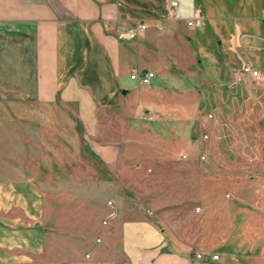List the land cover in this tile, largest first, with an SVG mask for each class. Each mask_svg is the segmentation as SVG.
<instances>
[{
	"label": "crops",
	"instance_id": "0c3cea01",
	"mask_svg": "<svg viewBox=\"0 0 264 264\" xmlns=\"http://www.w3.org/2000/svg\"><path fill=\"white\" fill-rule=\"evenodd\" d=\"M168 1L0 0V264H264V170L219 168L224 155L208 150L209 170L155 173L177 181L150 205L143 194L159 192L129 180L133 162H196L205 128L209 146L227 143L234 115L259 111L242 67L264 74V0H176L160 32ZM197 8L203 20L188 26ZM137 21L148 24L137 39L117 37ZM134 68L155 76L139 85ZM71 114L100 133L89 149L126 184L107 188L99 171L82 184L51 147L48 169L27 168L24 143L16 154L3 137L9 121L54 131Z\"/></svg>",
	"mask_w": 264,
	"mask_h": 264
},
{
	"label": "rangeland",
	"instance_id": "374dc122",
	"mask_svg": "<svg viewBox=\"0 0 264 264\" xmlns=\"http://www.w3.org/2000/svg\"><path fill=\"white\" fill-rule=\"evenodd\" d=\"M249 68V73L252 71H258L253 69L250 65H245L242 67V71L248 73L245 69ZM252 75V73H251ZM259 78L254 77L255 82L249 83V91L247 92L246 104L252 107H257L259 111L251 112L249 115V122H244L242 120V114H235V122L231 125L230 129L227 131V143L226 140L219 145H211L210 134L205 128L202 132V144L196 149V162L194 163H165L158 162L156 167L151 166L144 162H133L127 166V169L134 170L135 177L129 179L132 185L148 189L154 187L156 189L157 195L154 194H143L144 197H149L146 200L148 205L151 197L163 196L160 191L167 187L174 185L177 179H165L162 177H154L155 173H160L164 171L178 170V169H197L201 165L202 169H211V165L207 161L208 155L211 153L216 155H221L223 157L219 158L215 165L223 169H237L246 170L250 173L264 170V74L259 72ZM74 122L70 120V125L66 124L60 126L61 128L55 129L54 131L40 130V124L34 122V120H26L23 130H18L13 127L12 121L10 122L11 127L5 130L6 139H10L11 143L15 141V153L21 154L23 147L21 143H24V154L26 156V167L27 168H39L41 165L43 169H48V162L39 163L41 155L44 157L48 156L50 147L57 151L59 162L57 163V169L60 171L69 170L72 174L77 172L83 176L82 184H97V178L87 177V173L93 175L98 171L105 174V184L109 188L114 185H121L126 183H121V178L117 177V171L113 167L104 166L99 163L96 157L92 154L89 149L88 143L93 142V140L101 137L97 130L88 129L90 123H84L79 120L75 114H71ZM109 118L106 124V135L111 138L115 133H117V117L113 114L107 115ZM209 118V117H208ZM116 120V121H115ZM115 122V124H114ZM8 127V126H7ZM2 132V131H1ZM20 132V134H19ZM103 131H101L102 133ZM20 135V137L18 136ZM1 136V134H0ZM19 138V141H18ZM20 143L18 145V143ZM4 144H10L8 141ZM51 144V146L49 145ZM151 144V142H150ZM19 146V147H18ZM151 149L152 146H149ZM164 152V147H161ZM55 152V151H54ZM129 154H135L133 149H130ZM152 151H145V153L150 154ZM56 153V152H55ZM179 157L183 158V154L179 153ZM65 155H69L70 160L65 161ZM205 155L206 159H202ZM63 159V160H62ZM1 164V163H0ZM119 168H121L119 166ZM126 168V167H125ZM124 169V168H123ZM142 171L144 174H142ZM139 173L140 176L137 174ZM145 175V177H141ZM74 181L77 179H73ZM82 181V180H81ZM187 186H191L187 185ZM191 196V195H189ZM111 199H107V209H112ZM150 205V204H149ZM107 222V219L105 223ZM101 239H98L100 241ZM59 260H62L59 258Z\"/></svg>",
	"mask_w": 264,
	"mask_h": 264
},
{
	"label": "built area",
	"instance_id": "2783aa9c",
	"mask_svg": "<svg viewBox=\"0 0 264 264\" xmlns=\"http://www.w3.org/2000/svg\"><path fill=\"white\" fill-rule=\"evenodd\" d=\"M177 6H178V2L176 0L168 1L166 8H165L163 19L155 23V28L158 31L163 32L167 30L168 28L167 22L172 20L176 16ZM202 20H203V15L201 11L197 8L195 9L192 17H190L186 21V24L188 26H194L197 23H201ZM147 28H148V24L146 21H137L133 25L129 26L128 28L124 30H120L117 33V37L119 39H130V40L137 39L141 35V33L144 32ZM245 70L249 71V68H246ZM251 73L253 76H256L258 78L260 76L257 71H252ZM154 76L155 74L153 71H149V70L142 71L137 68L132 69V72L130 74V78L135 80L139 85L149 84ZM149 118L151 119V117ZM202 159H206V156L203 155ZM193 254L197 259H200V260L203 259V255L199 251H194ZM212 258L217 259L218 256L213 255Z\"/></svg>",
	"mask_w": 264,
	"mask_h": 264
}]
</instances>
